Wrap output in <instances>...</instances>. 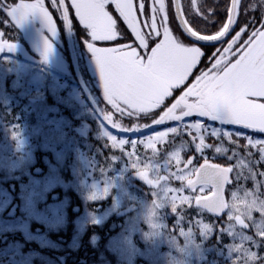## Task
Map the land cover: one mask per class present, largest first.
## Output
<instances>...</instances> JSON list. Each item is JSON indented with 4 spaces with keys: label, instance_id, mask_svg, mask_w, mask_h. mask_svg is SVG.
Listing matches in <instances>:
<instances>
[{
    "label": "trees",
    "instance_id": "16d2710c",
    "mask_svg": "<svg viewBox=\"0 0 264 264\" xmlns=\"http://www.w3.org/2000/svg\"><path fill=\"white\" fill-rule=\"evenodd\" d=\"M204 2L215 7L219 27H200L195 18L191 26L212 34L221 29L227 8L220 0ZM118 21V38L137 45ZM0 22L4 37L11 36L14 22L5 11ZM199 46L204 54L212 48ZM2 52L0 264H264L250 257L252 251L264 257V145L248 141L264 140L263 133L234 132L208 118L194 127L172 120L135 133L133 122L150 123L167 100L153 108L132 94L119 113L100 97L99 85L85 88L74 72L47 66L23 74L21 59L12 50ZM186 83H179L178 93ZM119 114L131 131L115 128ZM84 123L86 135L77 132ZM213 128L231 135H213ZM197 144L207 147L198 152ZM205 160L230 169L221 215L195 202L211 187L187 185ZM142 169L153 183L134 179ZM204 224L211 231L201 235Z\"/></svg>",
    "mask_w": 264,
    "mask_h": 264
},
{
    "label": "rangeland",
    "instance_id": "374dc122",
    "mask_svg": "<svg viewBox=\"0 0 264 264\" xmlns=\"http://www.w3.org/2000/svg\"><path fill=\"white\" fill-rule=\"evenodd\" d=\"M144 1L145 0H133L134 7L136 8L135 15L138 24L132 18H128V20L125 21L117 10L115 3H109L106 6V10L115 20V30H111L110 26H108V21H105L108 35L103 36L97 33L87 20H82L76 15V11L72 7L73 0H64L63 7L60 6L59 0H57L56 6H53L52 0H48L49 4L44 0L45 7L52 15L57 28L55 36L49 32L44 18L39 13H34L30 15L28 22L25 20L20 26H16L13 21L14 25H10L13 30L12 35L4 37L3 32V36L0 37V42L8 40V43H14L15 47L12 49L14 53L13 56L22 61V64L19 66V72L25 74L31 70L38 69V67L42 68L46 66L48 68H57V70L61 69L63 72H74L80 77V81L84 87L87 86L92 90L94 88L97 89L98 85L102 87L104 95L101 94L100 97L108 102H112L110 107L116 108L119 113L123 112L121 101L125 104L126 102L124 99L130 102L132 94L147 98V102H153L152 104L150 103L151 107L159 105L160 102L162 105L163 102L167 100L163 110H161L158 116L150 123L133 122L137 132L146 130L149 128V125L153 126L157 121H182L181 124H187L190 127L193 126V123L196 121V124H201L202 121L207 118L204 115L197 114H215L216 112V109L210 105V98L213 93L215 96H221L224 94L223 90L213 89L212 86L215 84L214 78L219 79L217 74L221 73L222 69L231 67L232 62L238 58V56L234 55V52L230 51L232 45L228 48H224L222 45L231 34L225 39V41L215 46H211L212 48L210 49L209 54H204L203 50L197 43L195 44L194 42V44H191V41L182 40V35L184 36V34L179 27L176 28L180 31L181 36L176 31L172 30L171 21L174 24H177V21L170 12V0H168L167 4L165 2V9L163 12H159V10L157 11L159 8L158 0H151L148 3H145ZM186 1H188L190 5L187 17H190L191 20L195 18L194 22L198 24V26L203 27V24H205L209 27L211 25V29L219 27V23H215L217 12L214 10V6H211L208 2H204L201 6L203 0ZM19 2L20 0H18V3ZM24 2L33 3L35 0H24ZM140 3H144L145 5L142 12L138 7ZM251 3L256 4V0H253ZM7 4L12 5L9 3ZM12 6H14V4ZM259 6V8L264 9V6ZM65 8L67 9L68 21L71 22V29L65 27L66 21L62 16ZM227 11L228 9L226 10V15ZM153 16H155L157 20L158 30L163 34L160 37H156L151 29V18ZM118 17H121L126 26H128L137 45L132 44L133 46L129 47V44H126L121 39L117 38L118 35H120L117 30V24L119 22ZM1 19H3V16H1ZM145 19H147V21ZM225 21L226 19H224V23ZM6 26L8 29L10 28L8 24H6ZM191 27L193 28V26ZM7 28H5L6 31H8ZM1 29L2 27L0 25V33H2ZM215 32L216 31H214V33ZM83 34H86L83 42L78 41L80 40L79 36H83ZM97 36L101 39H110L111 41L101 43L96 42ZM46 39L52 44V50L48 52L47 59L45 60L44 51ZM259 39L260 38L257 37V40ZM151 40L155 41H152V46L149 48ZM66 49L67 53H65ZM137 49L142 56L145 58L147 57L144 65H139V61L136 57ZM258 49L260 50V46H258ZM258 49H255L252 57L259 64L258 68L260 67V69H263L262 74L264 77V56L262 55V58H259L260 51L257 52ZM4 51L5 53L10 51L6 49V45ZM150 51L152 55L147 56L150 54ZM235 51H237V49H235ZM161 53H164L165 55L161 56ZM2 55L3 52H0V59ZM178 55L187 57V63H185L179 71H177L176 64V57ZM104 56H111L117 59L121 57L132 58L133 60H136L137 66L141 67L142 70L148 68L153 57H157L161 64V71L150 72L147 77L143 79L131 77L127 74H121L115 85L110 86L109 82L102 75L100 67L97 65L96 58ZM204 56L206 57L205 60ZM214 57L215 61L213 60ZM68 63L72 68L67 66ZM23 64L28 66H24ZM186 81L187 83L178 93L179 83H184ZM204 84H207L208 87L202 88L200 92L193 90L194 86L200 87ZM263 85L264 78L260 80L258 87L262 86L260 89H264ZM253 89L252 92L254 95L247 101L244 100L243 97H250V93L241 97V102L243 103L244 101L248 105H256L259 111L252 118L242 122L249 125L264 127V104L260 103L264 102V98H261L260 101H258L255 97L259 93L255 94L256 88ZM220 111L226 113L228 111L227 106L222 105ZM133 112L134 113L132 114L137 113V111L134 110ZM232 119L235 118L232 117ZM212 121L215 123L218 122L215 120ZM125 122V117L123 115L120 116L119 114L118 121L115 123V128H117V130L131 131L128 125L123 124ZM88 128L89 126L87 124H81L77 127V132L86 135ZM262 133L264 134V132H261V135ZM189 159L193 161L192 156L189 157L188 160ZM185 166H189L187 162L185 163ZM135 178L145 182L139 175H136V177L134 176V179ZM132 180L133 176L129 178L130 182ZM199 186H196V189H198ZM201 196L206 195L202 194V192H200V195L197 194V197L200 198Z\"/></svg>",
    "mask_w": 264,
    "mask_h": 264
},
{
    "label": "snow or ice",
    "instance_id": "6c2138e0",
    "mask_svg": "<svg viewBox=\"0 0 264 264\" xmlns=\"http://www.w3.org/2000/svg\"><path fill=\"white\" fill-rule=\"evenodd\" d=\"M64 0H59L60 6L63 7ZM109 3H115L117 10L120 15L124 18L125 21L128 18H132L137 24V18L135 15L136 8L134 7L133 0H73L72 7L76 11V15L82 20H87L91 27H93L97 33L103 36L108 35V30L105 25V21H108V26H110L111 30H115V20L106 10V6ZM53 6L57 5V0H52ZM159 12H163L165 9L164 0H158ZM231 5V0H230ZM139 10L142 12L144 10V3L139 4ZM238 9V5L236 6V10ZM0 11H5L7 16L11 18L12 21L15 22L16 26H20L26 18L34 13H39L44 20L46 21L49 32L55 36L57 33V28L55 22L53 21L52 15L49 13L48 9L45 7L44 0H35L33 3H25L24 0H20L19 3L14 6L3 3V0H0ZM63 19L66 21L65 27L71 29V22L68 21L67 17V9H64L62 13ZM166 19V17H165ZM226 22L224 23V31L222 35L218 38H215V42L224 41V38L229 36L231 31L234 29V25L237 23V19H234L232 15V8L228 12L225 17ZM148 26V25H147ZM151 29L155 33L156 37H160L163 35L158 30L157 20L155 16L151 18ZM247 32L246 28H242L239 32V36H242ZM3 36V33H0V37ZM257 37L260 39L257 40ZM118 38V37H117ZM110 39H101L99 36L96 38V42H108ZM237 40L232 44L230 49L231 52H234L235 56H238L237 59L232 62L231 67H226V69H222L221 73H218L219 79L214 78L215 84L212 86L214 90H223V95L215 96L214 93L210 98L211 107L216 109L215 114L210 113H200L197 115H204L206 118L218 121L220 125L232 124V125H240L244 128H250L254 131L264 132V127L249 125L247 123H243L242 121L252 118L259 111L256 105H246L241 102V97L247 95L249 92L253 91V85L250 81H248L245 77L246 74L251 70L252 60L251 57L257 47L264 41V27L261 28L260 32L253 31L250 34V38L247 43L244 42L243 47L240 48ZM255 41V43H253ZM5 45L7 50L14 49V43H8L7 41L0 42V52L5 50ZM129 47H131L129 45ZM239 48V52H236L235 49ZM52 50V44L46 39L45 40V51L44 58L47 59V54ZM150 54L147 56H151ZM161 56L165 55L164 53L160 54ZM136 57L139 61V65H144L147 57L141 55L138 49L136 50ZM97 65L100 67L102 75L109 82L110 86H114L118 78L121 74H127L128 76L135 78H146L150 72H159L161 71V64L157 57H153L152 61L149 63L148 68L141 69V67L137 66L136 60H133L129 57H121V58H113L111 56L97 57ZM215 61V57L213 58ZM187 63L186 56L178 55L176 57L177 71ZM211 74V73H209ZM208 87L207 84L201 85L200 87H193V90L196 92H200L202 88ZM258 101L261 98H264V89L259 90V94L255 97ZM264 104V102H260ZM222 105H226L228 111L223 113L220 111V107ZM235 117V119H232ZM157 123H162V121H157ZM152 125H149L151 127ZM223 133H227L229 136L231 135V130H221V129H212L213 135H221ZM242 135V134H238ZM203 139V137H200ZM250 146L256 147L258 145H264V140H248ZM207 146H202L200 144L196 145L197 151L202 152ZM261 152V160L264 161V148H259ZM192 160L189 159L187 161L188 165L192 164ZM209 164L207 160H205V165ZM204 165H201L200 168H203ZM200 168L194 169V172L200 181L202 187L201 191L207 187L210 182V178L207 176H201ZM225 171H230V169H225ZM138 175L141 179H143L146 183L151 184L153 181L149 179V171L147 169H142L138 172ZM174 175V174H173ZM190 184L194 182L189 181ZM105 191H107L105 189ZM176 208H172V212L176 213ZM211 231L210 227L206 224L201 225V235H204L205 232ZM223 231V229H221ZM261 238L264 239V232L261 233ZM247 239L253 243V246L259 248V244L252 241L251 237H247ZM250 257L253 260H264V257L259 256L257 251H252L250 253Z\"/></svg>",
    "mask_w": 264,
    "mask_h": 264
},
{
    "label": "water",
    "instance_id": "95a60500",
    "mask_svg": "<svg viewBox=\"0 0 264 264\" xmlns=\"http://www.w3.org/2000/svg\"><path fill=\"white\" fill-rule=\"evenodd\" d=\"M172 1H173L175 19L177 21L178 27L188 40L202 46L204 45L215 46L223 42V40H221V42H215V38H218L222 35L224 31V25L221 27L220 30H218L214 34H204V33L201 34L197 30L193 29L185 19L182 8H180V0H172ZM237 5H238V9L236 10ZM228 6L229 8L227 14L232 8V15L234 19H237L239 6H240L239 0H231V5L229 1ZM235 26L236 24L234 25V29L236 28ZM234 29L231 31V33L234 31ZM227 37L224 38V41L225 39H227ZM208 163L209 164L205 165L204 162L200 164L198 168H200L201 165H204L203 168H200V174L201 176H207L210 178V182L208 183L207 186L211 187V192L209 195L201 196L200 198H197L195 202H197L199 206H202L203 208L207 209L210 213L212 212L217 215H221L227 206V201H225L226 199H225L224 189L229 181L230 171H225V169H229V168H227L224 165L221 164L219 165L212 162H208ZM189 181L194 182L193 184H190L188 182L187 185L190 188H194L196 186L201 185L196 174H194L193 178Z\"/></svg>",
    "mask_w": 264,
    "mask_h": 264
},
{
    "label": "flooded vegetation",
    "instance_id": "af4514ba",
    "mask_svg": "<svg viewBox=\"0 0 264 264\" xmlns=\"http://www.w3.org/2000/svg\"><path fill=\"white\" fill-rule=\"evenodd\" d=\"M229 1L230 0H220V2H218V5L223 4V5H221V6H223L222 9H224V7H226L228 9L229 8V6H228ZM165 2L167 4L168 0H164V4H165ZM251 2H253V0H239L240 6H239V12L237 15L238 19H237V23L235 26L236 28L234 29L233 33H231V35L228 37V39L225 41V43L222 44L224 46V48L230 47L237 40H240V41H238V44H239L240 48H242L244 42L247 43V41L250 38V34L254 30L257 32H260L261 28L264 27V9L259 8L260 7L259 5L264 6V0H256L257 5L255 3H251ZM17 3H18V0H10V2H9V4H12V5L13 4L15 5ZM201 6H202V4H201ZM170 8H171V14L175 17L172 0H170ZM180 8H182L185 19L191 25L192 20L190 17H187V13L190 9V5H189L188 1L180 0ZM29 17H30V15L26 18V22H28ZM176 25L177 24L172 23V30L173 31H176L175 30L176 27L178 28V25L177 26ZM242 28H246L247 32L244 33L242 36H239L238 34ZM183 37H185V36H183ZM182 40L185 41L184 38ZM186 41H187V38H186ZM253 43H255V41H253ZM258 46H260V50L258 49ZM258 46L256 47V49H258L257 52L260 51L259 58H262V55L264 56V41H261V43ZM236 49H237L236 52H239V48H236ZM251 60H252L251 70L246 74L245 78L252 83V85L254 86L253 88H256L255 94H258L259 89L262 87V86L258 87V84L260 83V80H262L264 78L263 74H262L263 69H260V67L258 68L259 64L253 59V57H251ZM263 68H264V65H263ZM249 93H250V97H243L244 100L247 101L248 99H250L254 95L252 91ZM243 104H246V103L243 101ZM246 105H248V104H246ZM229 125L232 128V131L234 130V132L236 130H239V132L241 131L247 135H251V132H253L255 134H261V132H259V131H254V130L249 129V128H244L240 125H232V124H229Z\"/></svg>",
    "mask_w": 264,
    "mask_h": 264
}]
</instances>
